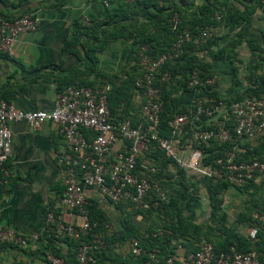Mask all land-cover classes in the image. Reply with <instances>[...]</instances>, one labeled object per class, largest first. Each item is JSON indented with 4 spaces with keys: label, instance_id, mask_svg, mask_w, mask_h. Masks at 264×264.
<instances>
[{
    "label": "built area",
    "instance_id": "built-area-1",
    "mask_svg": "<svg viewBox=\"0 0 264 264\" xmlns=\"http://www.w3.org/2000/svg\"><path fill=\"white\" fill-rule=\"evenodd\" d=\"M261 5L264 9V0ZM39 23V17L34 13L16 17L0 13V53L12 54L17 36L36 32ZM180 23L179 15L173 12L167 24L174 37L166 51L153 56L147 46L138 50L139 75L134 83V91L142 98L138 113L124 116L123 105L115 112L110 109L108 92L112 84L108 80L87 86L65 83L56 93L50 109L26 110L0 99V193L10 175L7 167L11 157L10 124L24 122L34 129L45 122L54 124L64 140L58 153L64 186L58 205L75 212L80 222L66 221L55 209H50L45 214L44 224L54 238L78 241L76 257L79 264H96L93 250L103 247L105 236L114 230L108 221L103 222L99 230H94L98 222H91L89 218L87 188L98 191L112 202H129L135 208H147L152 191H156L161 200L167 199L166 193L152 180V174L159 168L147 159L137 168V158L149 143L153 142L186 172L212 181H227L241 187L264 176V156H246L240 146L245 141L252 142L264 136V91L233 100L217 98L209 90H204L215 86V75L203 76V70L195 67L189 72L185 85L191 96L184 102L175 100L167 120L168 135L160 134L161 112L164 110L162 93L171 78L167 64L178 59L187 45L197 48L210 36L203 26L192 31L180 28ZM113 81L119 82V79ZM117 142L121 143L122 149L116 158L111 159L110 150ZM213 142L231 147L225 148L222 155L205 161L207 153L203 145ZM257 219L259 225L251 231V237H255L259 229L264 231V210ZM0 237L27 245L25 238L11 230L0 232ZM173 244V252L163 264H263L255 250L242 251L235 245L217 250L212 242L202 240L196 244V249L189 250L181 241ZM128 245L133 255L144 251L137 239H131ZM148 256L144 264L159 261L154 251L148 252ZM44 258L48 264H66L62 257L51 251H47Z\"/></svg>",
    "mask_w": 264,
    "mask_h": 264
},
{
    "label": "crops",
    "instance_id": "crops-1",
    "mask_svg": "<svg viewBox=\"0 0 264 264\" xmlns=\"http://www.w3.org/2000/svg\"><path fill=\"white\" fill-rule=\"evenodd\" d=\"M238 9H247L249 14L247 38L255 40L250 44L246 41L251 54V47L256 46L263 48L264 52V10L261 0H161L146 4L130 0H64L60 5L56 4V0H0V13L4 16L34 13L40 20L36 32L17 36L12 54L0 53V95L22 109H50L60 89L57 80L70 70H82L87 64L80 48L74 52L64 48L72 35L75 21H98L110 14L117 28L132 31L131 36H117L97 51L95 67L106 80L110 76L123 77L128 72L137 74L134 42L151 38L152 42L166 46L167 39L160 32V27L170 13L176 12L182 24L190 27L203 17V11L207 14L224 11L236 18ZM201 53L199 51L197 54L200 56ZM213 60L215 62L210 68L216 77L221 99H238L262 87V80L257 84H248L240 77L238 83L233 85L231 66L236 62L240 64L238 58L234 63L227 59ZM236 74L238 77V72ZM89 75V79L94 77L92 73ZM190 96V91L181 85L174 86V100L184 102ZM141 100V96L133 92V103L138 105ZM10 128L11 157L7 161L10 175L5 179L0 193V232L11 230L25 238L27 245L0 237V262L46 264L44 253L51 250L65 253L67 248L64 241H54L46 230L44 218L47 211L55 209L64 220L80 222L75 212L58 205L64 188L58 153L64 140L51 122H45L37 129L24 122H12ZM251 143L255 147L258 141ZM121 147L120 142L115 143L109 158H116ZM85 193L88 204L103 210L117 229L129 207L119 206L91 188H87ZM106 263L121 264L111 260H106Z\"/></svg>",
    "mask_w": 264,
    "mask_h": 264
},
{
    "label": "trees",
    "instance_id": "trees-1",
    "mask_svg": "<svg viewBox=\"0 0 264 264\" xmlns=\"http://www.w3.org/2000/svg\"><path fill=\"white\" fill-rule=\"evenodd\" d=\"M64 3V0H56V4L60 5ZM137 4H146L151 3L150 1H142V2H133ZM264 10V9H263ZM224 12V11H223ZM173 13V12H172ZM170 13L168 18L171 16ZM227 13V12H224ZM237 17L233 18V15L227 13L229 23H235L239 26L245 23L246 26L249 24V14L247 9L239 10L236 12ZM235 14V13H233ZM212 13H208L203 11V17H200L199 21H194V24L190 27H185L182 22L180 23V28H188L192 31H196V27L199 24L200 26L208 25L210 19L212 18ZM7 17V16H6ZM168 18L164 19V25L160 27V32L164 33L165 39H167L166 46H161V44L152 42L151 38L141 39L137 42H134V50H135V63L137 64V74L135 73H127L123 77L117 76H110L107 77L106 80L110 81L112 86L108 92V102L110 109L115 112L117 107L122 106V113L124 116L131 115V112L138 113L139 111V104H135L132 101V94L134 91V83L139 75L138 70V50L141 46H147L149 52L156 56L159 53L166 51L170 43L173 40L174 34L170 30L167 20ZM203 18V19H202ZM248 27H246L247 30ZM117 28L113 22L112 16L110 14L107 15L102 20H88V23L85 22H73L72 25V35L68 42L65 44L64 48L68 51H76V48H80L84 53V58L87 60V64L84 66L82 70H70L67 75L57 80V83L60 87L68 82H73L76 85H93L94 83L104 80L103 75L100 74L96 70V63L98 61L97 51L103 49L112 39L116 38L117 36H131L132 31L128 30V28ZM245 30V31H246ZM241 33H238L240 35ZM244 34H241L242 36ZM264 39V32L262 34ZM218 38H208L205 43L200 45L199 47L195 48L193 45H187L184 49V52L180 55L178 59H176L173 63L167 64V69L171 74V78L169 80V84L167 87L163 89V98H164V110L161 112V121H160V134L168 135V126L167 120L169 119L171 112L174 108V98L172 97L173 88L175 85L179 84L183 88H185L186 80L188 77L189 72L197 67L203 70V76L206 75H214L213 71L211 70L210 66L203 63L202 58L197 54L199 51L203 49H210L212 46H216ZM241 39L235 40L234 44H238ZM246 41L250 44L252 43L253 38H247ZM252 46V45H251ZM163 49H159V48ZM257 47V46H256ZM252 49V54H256L255 52L258 51V48ZM260 50V49H259ZM236 55L233 52V49L228 50L227 47H217L214 52V59H227L230 62L234 63ZM232 69V78H233V85L234 83H238L237 77V67L233 64L231 66ZM90 73L94 74V80L90 81L87 79H82L83 77L89 75ZM250 77V76H248ZM118 78L119 82H114L113 79ZM231 89V87H230ZM205 91L209 90L210 94H213L217 98H221L218 95V90L216 84L213 88H206ZM208 91V93H209ZM264 91V82L261 88H258L255 91L247 92V94H260ZM5 99L10 101L4 95H0V99ZM137 109V110H136ZM257 145L255 147L250 148L251 150L248 151L243 145L246 142H243L240 146L242 149L245 150L244 155L250 157L261 158L264 156V136L258 138ZM155 148L156 152L162 153V155L166 156L162 150H160L153 142L149 143L146 148ZM231 147L228 144H221L218 145L215 142L211 143V145L204 146L203 150L207 153L205 157V161H210L218 155H222L225 151V148ZM137 158V168H140V164L144 159L150 161L152 165L157 166L156 163L153 162L152 157H144L143 151ZM146 152H149L147 150ZM255 154V155H254ZM257 154V155H256ZM149 158V159H148ZM167 159H170L166 156ZM171 160V159H170ZM152 161V162H151ZM172 161V160H171ZM173 162V161H172ZM174 163V162H173ZM175 164V163H174ZM178 166V165H177ZM159 170L156 173L152 174V180L154 183L157 184V178L161 175V168L157 166ZM179 173L178 182L175 184L174 191H167L166 189L160 188L164 191L167 195L166 200H161L156 191H152L149 206L147 208H135L131 205V203H122L117 202L119 206L124 205L125 207H129L128 212L124 217L120 220V225L116 229L113 225V232L110 235L105 236V245L99 249L93 250V256L96 259V264H107L106 260H111L115 262H120L121 264L129 263V264H144L145 261L149 258L148 252L154 251L156 253V257L159 260L155 264H163L165 258L173 252L174 249V241H181L185 247L189 250H194L197 248V243H200L202 240H194L196 236L199 235V232L202 230L201 225L195 223L191 220H188L183 215V206L187 199L191 196L192 192L189 190V184L187 182V178L185 176V170L182 167L178 166L177 169ZM264 177V176H262ZM207 178V177H206ZM256 181H250L247 184L241 187H250L255 185ZM229 186H233L229 184L227 181H212L210 178L206 179V191L208 194L209 204H210V216L209 219L211 222H218L222 224L225 218V212L221 207L222 198L220 194L224 192ZM236 187V186H235ZM240 188V187H238ZM109 200V199H108ZM111 201V200H110ZM115 203V202H114ZM86 208L89 212V218L91 222L97 221L98 224L94 228V230H99L102 227L103 222L110 220L106 217L103 210L100 208L93 206L92 204H87ZM133 210L134 213H138L140 215H145L148 211L151 210H160L165 213L167 218V224L164 228L154 229V228H146L143 232L139 233V229L137 228L130 217L127 216ZM258 222V221H257ZM259 224V222H258ZM54 241H64L66 243V252L60 253L57 250H51V252L59 257H62L66 264H79L76 253H77V244L78 241L70 238H54L51 236ZM137 239L140 245L143 247L144 251L139 255H133L129 250V242L131 239ZM128 245V254L129 255H122L121 256H113L116 249L114 248L120 242H123ZM215 248L217 250H222L228 248L230 245H235L238 250L246 251V250H255L259 256V259L264 264V231L259 229L256 234V238L251 241L240 234L232 233L229 236H225L222 239L218 240V242H213ZM45 254V253H44ZM43 254V255H44ZM117 257V258H116ZM45 259V258H44ZM119 259V261L117 260ZM46 261V260H45ZM46 264L48 262L46 261Z\"/></svg>",
    "mask_w": 264,
    "mask_h": 264
},
{
    "label": "rangeland",
    "instance_id": "rangeland-1",
    "mask_svg": "<svg viewBox=\"0 0 264 264\" xmlns=\"http://www.w3.org/2000/svg\"><path fill=\"white\" fill-rule=\"evenodd\" d=\"M211 17L208 25L203 26V28L207 29L210 39L216 37L218 40L216 46L202 50L200 56L203 63L211 66V64L215 62L213 60L215 50L217 47L224 46L227 47L228 50L233 49V52L236 55L235 60H237V58L240 60V64L237 62L235 63L238 78L240 77L242 81H245L248 84H257L261 80L264 82L263 48H260L259 46L258 52L253 56L249 46L246 44L249 24L246 26L244 23L239 26L235 23H229L227 13L222 11H213ZM262 23H264V19ZM197 26L200 25L198 24ZM246 27H248L247 30ZM238 33L244 35L240 36L241 34L238 35ZM237 39H241V41L238 44L233 45ZM89 77L90 75L87 74V76L82 79H87L93 82L96 81L93 79L94 77L91 76V79H89ZM243 146L247 148L248 151L253 147L250 141H246ZM147 150H149V152H146ZM154 150L157 149L152 147L145 148L143 151L144 157H152L153 162L161 168V175L157 178V185L160 188L173 192L175 184L178 182L179 178V173L177 171L178 166L170 159H167L166 156L162 155V153ZM185 176L189 184V190L192 194L184 203L183 215L186 219L200 224L202 228L199 235L196 236L194 240L198 241L204 239L218 242V240L225 236H229L232 233L240 234L251 241L254 240L250 233L259 225L257 222V216L262 210H264V177L259 178L253 186L240 188L229 186L220 194L222 198L221 207L225 212V218L222 224H220L218 222H211L209 219L210 204L206 191L207 178L190 174L186 171ZM130 211L131 212L127 216H129L132 223L137 226L139 233L146 230V228L160 230L167 224L165 213L160 210L148 211L143 216L134 213L133 210ZM114 248L116 249L113 254L114 258L117 255L121 256V254L129 255L124 241L117 244ZM117 260L119 261V259Z\"/></svg>",
    "mask_w": 264,
    "mask_h": 264
}]
</instances>
